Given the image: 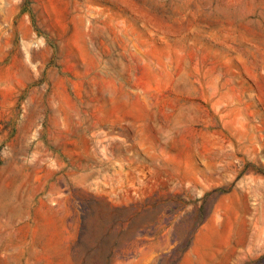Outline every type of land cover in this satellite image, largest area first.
<instances>
[{"label":"rangeland","instance_id":"374dc122","mask_svg":"<svg viewBox=\"0 0 264 264\" xmlns=\"http://www.w3.org/2000/svg\"><path fill=\"white\" fill-rule=\"evenodd\" d=\"M0 264H264V0H0Z\"/></svg>","mask_w":264,"mask_h":264}]
</instances>
